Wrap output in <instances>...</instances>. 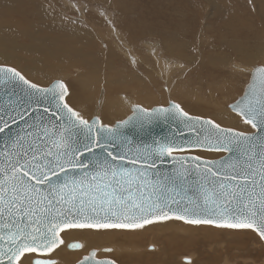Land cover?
<instances>
[{
	"label": "rangeland",
	"instance_id": "374dc122",
	"mask_svg": "<svg viewBox=\"0 0 264 264\" xmlns=\"http://www.w3.org/2000/svg\"><path fill=\"white\" fill-rule=\"evenodd\" d=\"M118 2L127 10L117 9ZM223 3L227 14H217L215 2L208 5L204 0H0V64L15 68L43 87L60 79L68 88L65 100L71 107L81 110L85 119L93 117L97 109L100 120L112 125L131 113L121 97L147 109L166 106L175 98L167 94L168 83L156 63L163 57L172 69L169 83L180 87L181 80L190 77L186 84L189 97L172 89L185 112L224 128L250 132L253 129L229 105L244 92L250 78L239 69L264 64V0ZM224 22L228 24L222 26ZM25 28H44L36 34L46 40L29 36ZM181 39L186 45L173 47ZM198 41L200 53L191 45ZM173 48L181 54L180 59L167 55ZM40 50H48L51 55ZM205 55H212L214 76L203 66H191L194 59L202 62ZM209 77L210 82L216 81V90L206 86L210 85L206 83ZM179 151L208 159L225 154L199 149ZM164 223H176L179 229L159 230ZM156 224L144 231L65 229L60 234L63 244L52 253L30 256L25 264H32L34 256L53 259L55 264H73L92 249L96 258L108 257L117 264H189L187 257L183 262L179 258L188 254L193 255V264H223L225 254L237 250L235 242L230 241L233 237L248 243L245 256L259 248V264L264 263V242L252 229L193 225L175 217ZM72 240L83 247L68 248ZM104 246L114 249L101 250ZM138 254L140 258L130 257ZM227 261L234 264L232 259ZM239 263L252 264L250 260Z\"/></svg>",
	"mask_w": 264,
	"mask_h": 264
},
{
	"label": "snow or ice",
	"instance_id": "6c2138e0",
	"mask_svg": "<svg viewBox=\"0 0 264 264\" xmlns=\"http://www.w3.org/2000/svg\"><path fill=\"white\" fill-rule=\"evenodd\" d=\"M239 71L247 72L250 82L242 99L229 107L245 125L256 130L254 133L190 117L175 103L152 110L134 106L137 121L151 120L156 114L174 115L184 119L196 133L194 147L229 155L230 162L220 163L192 158L204 177L211 174L222 179L214 181L211 188L201 186L196 199L184 202L183 172L152 182L144 171L133 173L120 165L126 157L133 162L147 161L155 153V167V159L171 157L180 150L179 145L157 143L152 152L135 156L117 152L124 143L121 127L129 121L113 127L98 116L85 119L66 102L69 93L63 81L42 87L15 68L0 66V83L15 82L29 97L50 98L55 105L51 128L25 122L27 129H35V135L21 129L11 144L6 141L0 149V264H25L30 256L52 253L64 243L60 234L65 229H142L173 217L193 225L252 229L264 239V64ZM21 105L23 101L17 107ZM39 120L43 124V117ZM0 124L3 132L8 123L0 117ZM197 124L207 129L203 139H199ZM234 152H239V158L233 156ZM86 154L91 158L83 159ZM76 171L82 175H70ZM178 196L180 199H176ZM69 246L83 247L80 243ZM91 255L95 257L96 253ZM87 261L85 257L81 264ZM32 264L55 262L35 258Z\"/></svg>",
	"mask_w": 264,
	"mask_h": 264
},
{
	"label": "water",
	"instance_id": "95a60500",
	"mask_svg": "<svg viewBox=\"0 0 264 264\" xmlns=\"http://www.w3.org/2000/svg\"><path fill=\"white\" fill-rule=\"evenodd\" d=\"M260 65V64H259ZM257 65V66H259ZM3 67H11L8 65L0 64ZM256 67V66H255ZM13 68V67H12ZM27 79V78H26ZM56 81H61L60 79H55L51 81L47 86H51ZM250 82V78L248 84L245 87L244 92L237 98V100L233 101L230 104L235 103L242 99V97L246 94L248 85ZM43 87V86H42ZM20 101L24 102V105L17 107ZM175 102L169 101L166 106H153L149 110L157 109V108H169L171 104ZM176 104V103H175ZM140 106L139 104H133L131 106V113L128 114L125 118L115 121L110 126H117L122 121H129L127 125H123L121 127V132L123 134L124 143L121 147L117 148L116 151L120 153H127L130 156H135L137 153L144 154L146 152H152V149L156 147L157 143H165V142H174L175 144L180 146V150L184 149H199L204 150L202 148L194 147L193 143L197 140V135L195 132L191 131V125L187 124L184 119L178 118L174 115H159L156 114L153 116L151 120H145L143 122H139L134 117V106ZM141 107V106H140ZM143 108V107H142ZM48 111H45V110ZM55 105L51 102L50 98L46 99L42 96H31L29 97L24 88L15 82H9L7 84L0 83V117L3 118L4 121H7L8 127L4 129L3 132H0V149H3L5 142L7 141L9 144L16 138L17 133L20 132L21 129H27L28 124H36L41 128L43 126H47L51 128L52 120L54 117L52 113L54 112ZM27 114H24V113ZM17 113H20L18 115ZM193 118H202L204 120H209L208 118L189 115ZM23 117V118H21ZM43 117V124L40 123L39 118ZM97 116H93L91 118H95ZM132 118V119H129ZM2 126V124H0ZM197 129L201 130V135L199 139H203L205 135H207V129H201L200 125H195ZM28 131H32L35 135V129H27ZM256 131V130H255ZM250 131V132H255ZM23 135V133H20ZM28 140L33 139V137H28ZM111 150V149H110ZM95 152L98 155L100 153L99 149H96ZM181 151H174L171 157H165L161 161L160 159H155V167L152 165L153 158L155 157V153H153L152 157H149L147 161L140 160L133 162V160L126 157V159L120 162V165L126 168H129L133 171V173H137V170L144 171L146 173V177L149 181L155 182L157 179L162 178L163 176H175L180 172H183L186 176V180L184 181V190L181 195L184 197V202H186L189 198L196 199L200 195L201 186L205 188H211L213 182L219 183L220 178L212 177L209 174L207 177H204L201 174V169L196 168L195 161L192 159L196 157L193 154H179ZM233 156L239 158V152H234ZM175 157V159L173 158ZM89 157L87 154L83 157V159L88 160ZM209 161H216L217 163L228 161L230 162L229 155L225 153L222 156L217 158H202ZM215 171V169H214ZM70 175H74L76 177H80L82 173L76 171L74 173H70ZM61 181L63 180V174H60ZM176 199H180V197H176ZM183 206V203L181 204ZM175 208L176 206L173 205ZM264 240V239H263ZM72 243L78 242H70L68 244V248H71L69 245ZM110 248H106L104 250H108ZM95 252V250H90L87 254L83 255L79 260L74 262L73 264H81V261H84L85 257L89 258V261L85 262V264H97V261H105L111 260L108 257L96 258L92 257L91 253ZM41 258V257H36ZM35 259V258H34ZM53 260V259H52ZM114 264H117L114 261Z\"/></svg>",
	"mask_w": 264,
	"mask_h": 264
},
{
	"label": "bare ground",
	"instance_id": "6f19581e",
	"mask_svg": "<svg viewBox=\"0 0 264 264\" xmlns=\"http://www.w3.org/2000/svg\"><path fill=\"white\" fill-rule=\"evenodd\" d=\"M208 5H211V3L213 2H215V5H216V11H217V14L218 13H221V14H227V12H224L225 10H226V5L223 3V0H204ZM218 1H219V4H218ZM117 9L119 8V9H121L120 7H125L124 6V3H121V2H118L117 3ZM86 9V8H85ZM84 9V10H85ZM125 10H127L126 9V7H125ZM130 10L131 11H134V8L130 5ZM107 11V10H106ZM224 12V13H223ZM107 14V13H106ZM105 14V15H106ZM221 14H220V16H221ZM228 14H230V13H228ZM101 20H103V19H101ZM226 24H228V22H224V24L222 25V26H224V25H226ZM49 26V23L48 24H45V28H47ZM111 28V27H110ZM26 29V32H27V34L29 35V36H32V37H34V38H38V40H42V39H45L46 40V37L45 36H42V37H40L41 35L40 34H36L37 32H42V30L44 29H42V30H40L39 28L38 29H36V30H29L28 28H25ZM80 30H81V26H80ZM36 34V35H35ZM150 36V35H149ZM181 42H179L178 44H176V45H174L173 47H179V46H183L184 47V45H186V42L184 41V40H180ZM199 42V41H198ZM166 44H168V42L166 41ZM27 45H31V44H27ZM191 45H193L192 47L193 48H196V49H198V52L200 53L201 52V49H200V42H199V44L198 43H195V45L194 44H191ZM169 46V45H168ZM167 46V47H168ZM167 47H166V49H167ZM172 47V46H171ZM150 48L151 47H149L148 48V50H150ZM152 49V48H151ZM172 50H173V53H172ZM169 49V50H167V53H170V54H167V55H170L172 58H179L178 56H181V54H179V53H177L176 54V50L173 48V49ZM40 51H42V53L44 54V55H51V53H50V51H48V50H40ZM39 51V52H40ZM170 51V52H169ZM152 52V51H151ZM155 54V53H154ZM211 56L212 55H205V56H203V57H201L202 58V62H197V60L196 59H194V61H193V63H191V66H193V67H198V66H203L205 69H207L211 74H212V72H214L213 70L214 69H212V72H211V66H213V63H212V61H214V60H212L211 61ZM201 58H200V61H201ZM180 59V58H179ZM156 63H157V65L159 66V72L162 74H164V81H166L168 84H167V86H166V90H168L167 91V94L169 95V96H174L175 98L177 97V96H175L174 94H173V92H172V89H176V90H178L179 92H177V94H180V95H184V94H186V97H189L188 95L190 94L191 95V92H190V90L188 89V88H186V84H187V82H189L188 81V79L190 78V77H185L184 79H182L181 80V86L180 87H175V85L173 84V83H169V80L171 79V76H170V73H171V71H172V69H171V67H170V61L168 60V62L166 63L165 61H164V58L163 57H160V59L158 58V59H156ZM220 64V63H219ZM191 66L189 67V69L191 68ZM233 66L235 67V68H237V66H239V65H237V64H233ZM255 67V66H254ZM249 68H252V65L249 67ZM188 70V69H187ZM211 74H210V76H211ZM213 75V74H212ZM214 76V75H213ZM168 80V81H167ZM210 80H212V78H208L207 79V82L206 83H210V85L208 86V84H206V86L208 87V88H211L212 90H216V85H215V82L216 81H213V82H210ZM203 83H205V81L203 80L202 81ZM202 89V91L204 90L202 87H200L199 86V89ZM181 93H184V94H181ZM176 94V95H177ZM193 97V96H192ZM191 97V98H192ZM175 98H171V99H169V101H173V102H175L176 104H178V101H176V99ZM99 101V103H97V106H99V104H100V102H101V100L99 99L98 100ZM121 101L124 103V104H127L128 106H132L133 104H135V103H133L132 101H131V99H126V97H121ZM188 102H190V101H188ZM77 111H79V112H81V110H77ZM81 114L84 116V118H86V116H85V114L83 113V112H81ZM93 116H98L97 115V109L95 110V112H94V115ZM226 128H228V127H226ZM252 131H255L254 129L252 130ZM182 152V151H181ZM171 221H174V220H171ZM156 222H159V221H154L152 224L153 225H150V226H144V228H142V231H144L143 229H147V228H150V227H152V226H156V225H159V224H156ZM161 225H163V227L162 228H159V230H167V229H165V228H172V229H179V228H177L176 227V223H173V225H165V223L164 224H161ZM144 234V233H143ZM262 239V238H261ZM230 241L231 242H236L237 244L235 245V247H236V249H238V251L239 250H241V249H243V250H246V247L248 246V243L247 242H243L242 240H240L239 238H235V237H233V238H231L230 239ZM262 241L264 242V240L262 239ZM70 242H78V243H80L79 241H70ZM69 242V243H70ZM81 244V243H80ZM230 246L229 247H232V245L231 244H229ZM151 248L152 247H154L153 249H155V246L153 245V244H150L149 245ZM110 248V251L111 250H113L114 249V247H112V246H104V247H102V248H100L101 250H104V249H106V248ZM249 249V248H248ZM255 249V248H254ZM104 251H108V250H104ZM238 254H239V252H237ZM255 254H253L255 257H250V256H247V257H242V256H239L238 254L237 255H235V260H232L233 262H234V264H240L239 263V261H247V260H250V262L252 263V264H259L260 263V256H261V251H260V249L258 248V250H256L255 252H254ZM249 254H251V252L249 253ZM189 255L190 254H188V255H185V257H187L188 259H189V261H187L188 259H186V261L189 263V264H193V261H194V257H192L191 255V257H189ZM36 257H39V256H34L33 258H32V260L34 259V258H36ZM131 258L132 257H134V258H140V256H139V254L138 255H135V256H130ZM183 255H181L179 258L182 260V262H183ZM191 258V259H190ZM226 259V260H225ZM227 257H225L224 259H223V264H230V263H228V261H227ZM240 259V260H239ZM32 260H31V262H32ZM263 261H264V259H262ZM185 261V260H184ZM230 261V260H229ZM231 261V262H232ZM262 264H264L263 262H262Z\"/></svg>",
	"mask_w": 264,
	"mask_h": 264
},
{
	"label": "crops",
	"instance_id": "0c3cea01",
	"mask_svg": "<svg viewBox=\"0 0 264 264\" xmlns=\"http://www.w3.org/2000/svg\"><path fill=\"white\" fill-rule=\"evenodd\" d=\"M237 243L235 242V244H234V246L236 245ZM237 252H239V254L237 253ZM239 255V256H242V257H247V256H245L246 255V252H244V250L243 249H241V250H239L238 251V249L235 251V253H233V254H230V253H227V254H225V257H228L229 259H232V260H235V255ZM248 256H250V257H255L253 254H249ZM224 257V258H225ZM186 257L184 256L183 257V260L185 259ZM186 261V260H185Z\"/></svg>",
	"mask_w": 264,
	"mask_h": 264
}]
</instances>
